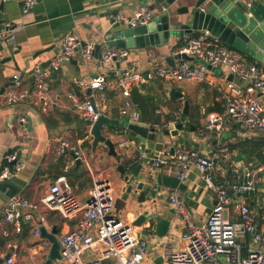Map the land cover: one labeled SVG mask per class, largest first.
I'll use <instances>...</instances> for the list:
<instances>
[{
  "label": "crops",
  "instance_id": "0c3cea01",
  "mask_svg": "<svg viewBox=\"0 0 264 264\" xmlns=\"http://www.w3.org/2000/svg\"><path fill=\"white\" fill-rule=\"evenodd\" d=\"M241 1V0H240ZM25 0H0L3 4V21L11 24L14 41L7 46L4 42L0 46V158L13 150L12 154H19V160L25 162L26 167L12 181L21 189L20 194L27 199L38 201L46 188L60 177H64L71 191L81 202L89 201L92 177L99 176L109 180L114 199V212L126 224L132 225L135 233L147 243V258L144 264L161 263L165 246L174 250H182L184 244L181 235L184 225L180 216L170 203L169 196L173 190L161 188L154 198H147L145 202H138V195L127 193L123 176L117 170L123 165L127 172L132 166L141 161L139 180L142 178L155 179L157 176L169 178L177 177L176 170L171 167L155 169L152 164L153 155L148 154L141 159L139 144L133 134L122 124L113 129L120 136H110L117 144L116 152L120 160L107 157V150L99 146L92 152L91 140L86 141V126L69 109V94L74 93L80 98H91L97 110L110 119L123 121L120 110L127 101L136 105L142 123L159 129L158 141L164 144L162 152L157 157L170 156V148L174 141L179 140L175 151L179 148L195 149L201 155H211L223 147L228 148L229 159L220 157L215 159L214 177L223 182L231 199L228 215L231 222H238V206L247 205L255 211L259 220L264 216V170H256L264 166V133L258 130L250 131L241 124L228 120L220 134L209 132L204 136L199 132L204 128L206 117L211 113L221 112L226 103L225 87L229 82L239 83L225 69L212 71L205 82H168L153 80L147 84L134 86L130 97L125 98L117 87V76L114 72L106 73L105 89L103 92L80 90L74 87L72 80L79 78L90 80L101 74L97 68V53L90 58H82L81 50L87 43L100 44L101 50L109 49L102 41V32L110 29L111 22L117 16L129 17L138 8L148 9L153 20L161 12L155 0H37L28 10L24 7ZM186 3L175 0L166 12L169 24L186 21L185 15L177 14ZM121 24V23H120ZM121 24V27L125 25ZM167 39L160 34L158 45L128 50V56L115 61V67L121 70H135L145 73L155 67H173L183 60L174 57L175 51L183 44L177 35V28ZM74 33L80 39V48L71 59L76 65L64 63L59 71L51 73L48 82L52 92L59 96V105L50 113L42 112L32 96L21 104L7 105L3 94L10 85L12 75L17 74L22 86L29 92L33 89L32 72L36 66L49 70L50 60L59 49L64 36ZM14 45L15 49H12ZM13 51H18L11 56ZM35 57L24 65L27 57ZM242 58L251 65L263 69L264 65L253 58L241 54ZM9 58V59H7ZM26 68V69H25ZM231 77V78H230ZM245 93L255 96L264 110V100L249 88V84L239 83ZM185 102H188V115L184 120L183 131L179 135L163 136L166 130H172L175 122L183 119ZM25 122L20 123L19 119ZM70 120L71 123L65 121ZM72 123L83 124L84 129L73 128L55 135V131ZM183 134L181 135V133ZM109 135V130L104 129ZM51 137H56L81 148L86 162L75 166L70 152L64 155L56 153L57 144L49 147ZM11 181V182H12ZM185 191H178L192 220L197 224L204 223L207 214L216 204V196L205 189L200 173L194 166H190L183 180ZM254 183L253 191H243L241 186L247 182ZM5 204L0 208V210ZM145 214L147 220L136 225V219ZM46 224L42 226L47 233L57 230V235L66 233L74 220L64 219L57 213H45ZM36 217V216H35ZM160 220L169 221V226L163 236L156 234L155 225ZM42 238V237H41ZM34 236V225L23 222L19 234H11L5 238L0 236V259L15 252L16 264H45L50 250V243ZM245 243V254L248 240ZM247 243V244H246ZM89 252L84 257H89ZM53 262L52 264H54Z\"/></svg>",
  "mask_w": 264,
  "mask_h": 264
},
{
  "label": "built area",
  "instance_id": "2783aa9c",
  "mask_svg": "<svg viewBox=\"0 0 264 264\" xmlns=\"http://www.w3.org/2000/svg\"><path fill=\"white\" fill-rule=\"evenodd\" d=\"M37 0H25V10L30 9ZM153 20L152 13L138 8L127 18L117 16L116 21L130 27L145 25ZM13 42L11 24L0 19V46L3 42ZM80 39L74 33H68L62 39L59 49L50 60L49 70L40 66L33 69V89L27 91L17 74L12 75L10 85L3 94L7 105L21 104L29 96L37 102L44 113L52 112L59 105V96L52 92L48 78L51 73L59 71L64 63L69 62L80 48ZM12 49H15L14 45ZM95 44L87 43L81 50L82 58H90ZM175 56L186 55L204 60L209 66L225 69L239 83H248L249 88L264 100V68L248 64L241 54L224 45L209 31L193 32L184 38L183 44L175 51ZM97 61L100 75L90 80L74 78V87L80 90L103 92L106 73L114 72L117 76V87L125 97H130L134 86L147 84L153 80L168 82H205L212 71L198 63L182 61L173 67H155L145 73L135 70H121L115 67V61L128 56V50L109 48L103 50ZM229 82L225 87L226 103L221 112L211 113L206 117L204 128L199 135L209 132L220 134L228 120L241 124L247 130H258L264 133V110L255 96L245 93L243 87ZM69 109L86 126V138H91L90 130L103 112L97 110L91 98H80L69 94ZM121 116L130 122H141L136 105L127 101L120 110ZM24 123V118L19 119ZM56 143V153L64 155L73 152L76 159H86L76 145L51 137L49 147ZM229 159L228 148L223 147L211 155H201L195 149H177L172 156L152 158L155 169L171 167L176 170L179 180H183L186 171L194 166L200 173V179L206 190L216 196V204L207 214L204 223L197 224L185 207L178 191L170 194V203L181 217L184 231L181 240L182 250L165 246L161 263L151 264H264V216L259 220L258 214L247 205L238 206L239 221L231 222L228 215L231 199L227 186L214 177L215 159ZM144 159L145 155H140ZM8 162L15 161V154L5 157ZM26 167L25 162L18 160L12 169L5 168L0 173V181H12ZM264 170V166L257 172ZM89 201L81 202L71 191L64 177L51 183L38 201L27 199L20 193L13 196L0 210V236L8 238L19 234L23 222L34 225V236L40 237V228L46 224L45 213H57L64 219L74 220L73 227L66 233L57 235L60 245L61 261L54 264H144L147 258V243L139 237L132 225L124 223L114 212L113 190L109 180L99 176L92 177ZM243 191H253L254 183L247 182L241 186ZM36 216V217H35ZM248 240L246 253L245 243ZM42 240V238H41ZM247 244V243H246ZM89 252V257L84 254ZM2 254H0L1 256ZM1 264H16L15 252L9 253ZM5 257V256H4ZM111 262V263H108Z\"/></svg>",
  "mask_w": 264,
  "mask_h": 264
},
{
  "label": "water",
  "instance_id": "95a60500",
  "mask_svg": "<svg viewBox=\"0 0 264 264\" xmlns=\"http://www.w3.org/2000/svg\"><path fill=\"white\" fill-rule=\"evenodd\" d=\"M174 1L175 0H155L158 9L162 12L151 24L137 27H121L119 22H111L110 29L102 32V41L104 45L108 48L125 50L151 47L159 44L160 34L164 40L167 39L168 36L174 32L172 28H177V35L180 38L184 35L192 34L193 32L206 30L224 45L264 65V0H183L186 5L182 7V9L176 10V12L179 15H185L186 21L184 23L178 21L169 24L166 9H168ZM2 10L3 4L1 3L0 19L3 22ZM4 43L9 46L8 42L5 41ZM101 47L100 44L95 46L98 59L100 57ZM16 53H18V51H13L11 56H14ZM37 56V54H34L32 57L25 58L23 63L26 68L28 67V63ZM175 58L201 64L211 71L221 72L220 69L209 66L204 60H198L184 54L174 55V57L170 59L173 61ZM67 63L76 65L75 60H70ZM87 93L90 95L91 90L88 89ZM91 103L94 105L92 99ZM188 105V102H185L183 119L179 122H175L173 126H170L172 130L164 131L162 133L163 136L175 137L179 135L180 131H183L184 126L189 125L184 124V120L188 115ZM122 124L130 132L129 137L133 134L134 140L139 144V150L142 154H145V156L151 154L156 158L157 155L162 152L164 144L162 142H157V135L159 133L158 128L142 122H130L127 118H124L123 121H117L105 115L99 116L90 130V135L92 137V152L95 153L96 149L102 146L107 150L108 158L114 157L116 160H120L121 156H118L116 152L117 144L112 142L110 136H120L112 130L119 128ZM73 128L84 129V125L72 123L60 127L55 131V135L59 136L61 132ZM104 129L109 130V135L103 133ZM182 134L183 132L181 135ZM179 143H181V141H174L173 147L170 148V156L174 154L175 147ZM12 153L13 150L0 158V173L5 168L12 169L14 164L19 160V154H17L15 155L14 162H8L5 157ZM70 156L75 159V166L79 167L81 161L76 159L73 152H70ZM141 166L140 161V163L132 166L130 172H127L123 165H119L117 168L123 176L127 193L133 192L138 195V202H145L147 198H154L156 194L161 191V188L173 191L186 190L185 185H183L177 177L169 178L159 175L155 179L142 178V181L139 180V170ZM20 192L21 189L16 186L13 181H0V208L7 203L10 198ZM146 220V215L142 214L137 217L135 224L141 225ZM168 226L169 221H158L155 225L156 234L163 236ZM39 232L40 236L51 245L45 264L61 261L57 230L54 229L51 233H47L45 229L41 227ZM8 256L7 254L4 258L0 259V264L7 259Z\"/></svg>",
  "mask_w": 264,
  "mask_h": 264
},
{
  "label": "trees",
  "instance_id": "16d2710c",
  "mask_svg": "<svg viewBox=\"0 0 264 264\" xmlns=\"http://www.w3.org/2000/svg\"><path fill=\"white\" fill-rule=\"evenodd\" d=\"M66 123H71L72 121H70V120H67V121H65Z\"/></svg>",
  "mask_w": 264,
  "mask_h": 264
},
{
  "label": "rangeland",
  "instance_id": "374dc122",
  "mask_svg": "<svg viewBox=\"0 0 264 264\" xmlns=\"http://www.w3.org/2000/svg\"><path fill=\"white\" fill-rule=\"evenodd\" d=\"M108 263H111V262H108Z\"/></svg>",
  "mask_w": 264,
  "mask_h": 264
}]
</instances>
